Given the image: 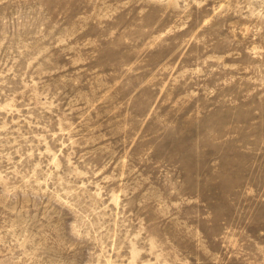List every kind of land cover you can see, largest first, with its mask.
I'll list each match as a JSON object with an SVG mask.
<instances>
[{"label":"rangeland","instance_id":"obj_1","mask_svg":"<svg viewBox=\"0 0 264 264\" xmlns=\"http://www.w3.org/2000/svg\"><path fill=\"white\" fill-rule=\"evenodd\" d=\"M0 264H264V0H0Z\"/></svg>","mask_w":264,"mask_h":264}]
</instances>
